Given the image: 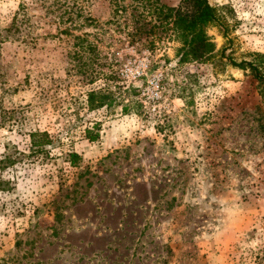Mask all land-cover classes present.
Instances as JSON below:
<instances>
[{"label":"rangeland","instance_id":"rangeland-1","mask_svg":"<svg viewBox=\"0 0 264 264\" xmlns=\"http://www.w3.org/2000/svg\"><path fill=\"white\" fill-rule=\"evenodd\" d=\"M119 1L0 0V264H264V0L185 63Z\"/></svg>","mask_w":264,"mask_h":264},{"label":"trees","instance_id":"trees-1","mask_svg":"<svg viewBox=\"0 0 264 264\" xmlns=\"http://www.w3.org/2000/svg\"><path fill=\"white\" fill-rule=\"evenodd\" d=\"M109 1L116 13L127 9V5L119 0ZM157 9L161 10L162 13V17H160L161 30L167 33L169 39L179 42L175 53L178 63L201 61L212 55L215 46L205 30L208 25L217 23L219 17L216 13V8L208 0H179L176 6H163ZM89 22H91V18H89ZM66 32H68V29H66ZM74 38L76 40L81 39L80 36H75ZM245 63L250 67L253 76L259 80L264 79V75L260 73L254 63ZM233 64L239 66L244 64V62H233ZM95 97L96 102L94 100ZM89 98L91 106L100 107L106 103L105 98H107V95L105 93L91 92L89 93ZM30 136L32 137V146H38V149L50 143L46 132L30 133ZM95 136L97 134L89 135L88 138L94 140ZM71 156L72 159L76 157L75 153Z\"/></svg>","mask_w":264,"mask_h":264}]
</instances>
